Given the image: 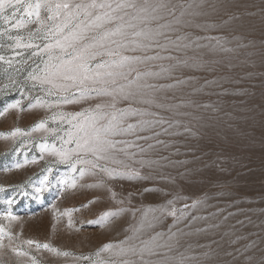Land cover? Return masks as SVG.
Instances as JSON below:
<instances>
[{"label": "rangeland", "instance_id": "obj_1", "mask_svg": "<svg viewBox=\"0 0 264 264\" xmlns=\"http://www.w3.org/2000/svg\"><path fill=\"white\" fill-rule=\"evenodd\" d=\"M65 2L92 0H22L15 17L12 8L3 13L7 21L0 17V264H264V0H107L113 7H135L107 9L117 19L90 29L88 37L117 25L128 41L142 40L132 35L141 30L164 34L155 36L159 46L145 41L150 46L144 49L132 50V44L120 49L122 55L140 58L132 64L131 77L139 72L138 84L156 87H143L134 101L117 100L115 109L107 106L108 97L95 93L88 100L57 104L76 90L53 89L49 95L50 85L31 79L43 75L50 55L69 59V53L90 42L63 51L46 49L58 39L67 44L63 37L91 19L74 8L49 19L52 12L43 5ZM37 3L39 16L28 15L27 5ZM90 11L95 16L105 10ZM63 22L68 27L53 35L54 26ZM118 58L105 54L90 63ZM168 68L173 71L162 70ZM17 101L19 109L9 107ZM97 103L105 106L97 110ZM121 109L147 112L126 116L121 126L136 127L112 137L135 146L117 143L109 159L98 163L138 170L143 179H109L91 164H76L73 172L72 161L61 162L54 154L53 148L74 149L77 136L64 143L76 130L67 119L53 120V113L83 112L80 120L92 117L106 125ZM144 120L152 124L140 125ZM42 121L44 129L37 127ZM80 158L94 160L91 153ZM64 180H74L76 187ZM197 201L202 203L185 208ZM173 206L178 216L184 214L178 224L165 215L154 229L137 231L145 209ZM108 212L117 215L101 226L97 221ZM156 232L176 236L170 247L141 254V240ZM165 241L167 235L160 243ZM106 245L113 247L101 251ZM131 246L135 253L126 251Z\"/></svg>", "mask_w": 264, "mask_h": 264}, {"label": "snow or ice", "instance_id": "obj_2", "mask_svg": "<svg viewBox=\"0 0 264 264\" xmlns=\"http://www.w3.org/2000/svg\"><path fill=\"white\" fill-rule=\"evenodd\" d=\"M19 5H22V0H0V17H3L6 21L9 19L7 16H3L5 9L12 8L14 11L12 12V17H15L16 11H19ZM46 7L52 15L49 16V19H54L57 15H59L60 10H69L70 8H74L76 10H83L86 17H91L87 24H84L83 27L78 25L79 31H70L67 35L63 37L64 41L68 43L65 44L61 40H56L55 44L46 45V49L51 48H60L62 51L65 48L73 47L76 43L83 41L85 39L90 40L89 43L82 44L81 47L75 53H69V59H62L59 56L50 55L49 62L45 64L42 69L43 75H34L31 76V79L34 81H38L41 85H50L47 89L48 94H53V89L59 91H69L71 89H75L76 92L73 93L71 97H64L62 101H58L59 103H77L82 100H88L92 97V94L95 93L97 97H108L109 103L108 107L112 109L116 108V101L119 99L134 101L137 97H142V93L140 89L143 87L155 88V85H140L137 83L141 79V74L139 72L136 73L135 77H131V73L134 71L132 68V64L134 62H138L140 60L139 57L135 56H127L122 55L120 49L129 50V44L134 45V49H144L149 47V43H145V41H149L151 43L157 44L159 46V42L155 39L156 35H164L163 33H151L144 32L143 30L139 32H134L132 35L134 37H142V40H132L128 41L126 39V33L123 31L122 26L117 25L113 29H106L99 36L88 37L86 33L92 28H104V25L111 22L117 17H113L107 9H111L115 12L118 9L129 7H135L134 3H117L115 7H113L112 3L101 2L97 3L96 0H92L91 3L83 4L78 3L75 5H70L69 3H57L55 5L45 4ZM41 4L37 3L35 5H27L26 11L28 15H32L33 11L36 13L37 17L39 16V9ZM159 7H166V5H159ZM31 9L32 11H28ZM55 9V11H53ZM93 9H103L105 11H101L93 16ZM67 18H71L73 13L72 11L67 12ZM83 23V22H82ZM16 27H20L21 24L17 22ZM68 27L67 22H63L54 26L53 35H57L64 32V29ZM121 37L120 40L110 39L111 37ZM107 45H115V48L107 47ZM217 45L222 47L219 41H217ZM185 47H187L185 45ZM106 49L105 51H90L92 49ZM108 56H116L118 59L110 60V61H101L95 66H93L90 61L95 59L96 56L102 55ZM145 59H153L158 57H144ZM0 59H3L0 57ZM52 61H57L53 63ZM178 64H186V61L178 60ZM163 71L172 72L171 68L162 69ZM152 75H158V73H152ZM176 79L177 84L182 83L178 78ZM127 81V83H121V81ZM144 103H150L154 101L144 100ZM20 102L17 101L15 104L9 105L11 108L19 109ZM37 105H32V107H36ZM48 107H52L51 104L47 105ZM105 105L102 103H97L95 105V109L99 110ZM22 110V109H21ZM7 111V109H5ZM128 115L134 116H143L147 115V112H141L139 109L136 111L125 112L124 110H119V114L117 115L116 111L112 113L111 120L106 124H99L97 120L92 117H86L83 121L80 120V117L84 116L83 112L79 113H65V112H56L53 113L52 119H60V120H68L69 124H72L73 129L76 130L75 133H69V139L64 141V143H71L73 135H76L77 138L75 140L76 147L74 149L61 148L56 150L53 148L54 154L59 157L61 162L72 161L70 167L73 172L76 171V164H91L92 168H99L100 171L107 173L109 179H117V178H127L129 180L132 179H143L140 175V172L135 169H129L125 167L123 170L117 169H109L106 166L100 165L98 162L101 160L109 159V151L115 148L117 143H126L128 147H133L128 142L114 141L112 137H116L121 135V133L128 132L135 128V125L127 124L125 127L121 125L124 124L125 117ZM75 121V123H73ZM159 122V121H157ZM140 125H151L152 121L144 120L139 121ZM46 125V121H42L37 126L40 129H44ZM36 130V129H33ZM55 131V130H53ZM20 132L19 129L13 131L11 133L12 136L17 135ZM82 133V135H80ZM141 139L145 137H140ZM152 147V145H149ZM42 150H46V146L41 145ZM123 151V149H121ZM144 149L141 148V152ZM81 153H91L94 157V160H83L80 158ZM75 157V159H73ZM142 164L148 163L146 161H141ZM150 167L151 164H148ZM81 176L84 175V170L81 169ZM46 179V178H45ZM64 184H67L69 187L75 188L76 182L73 180L71 183L68 180L63 181ZM124 201H120L123 203ZM11 203V201H9ZM202 202L197 201L193 205H185V208L192 207L195 208L198 204ZM170 205H174V201H169ZM159 212V216L156 213ZM10 215V213H9ZM117 213H104L101 215L97 221L101 226L109 225ZM165 215L174 217L173 224L176 225L179 223L181 216L184 214L181 213L179 216L177 215V209L173 206L171 210L168 207H164L161 209H145L141 213V221L140 228L137 231H144L147 229H154L156 223L163 219ZM12 219H17L16 217H12ZM69 226L71 223L69 222ZM167 235V241L163 244L160 243L161 240L164 239V236ZM176 233H160L156 232L154 235H151L147 240H141L142 248L139 249L140 253L148 252L152 254L155 248L159 247H170L169 242L174 239ZM131 239V238H129ZM28 244L34 243V241L28 240L26 241ZM45 248L48 247L47 244L44 245ZM112 245H106L104 249L101 251H108L112 248ZM125 249H121V252H124ZM126 251L128 252H136L135 246L129 247ZM59 254V253H58ZM63 255H68V253H62ZM100 253L98 252L97 255ZM142 258V257H141ZM124 264H129L128 261H125Z\"/></svg>", "mask_w": 264, "mask_h": 264}]
</instances>
